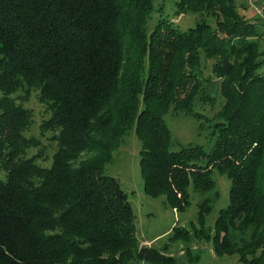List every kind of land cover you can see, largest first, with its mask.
<instances>
[{
	"label": "trees",
	"instance_id": "16d2710c",
	"mask_svg": "<svg viewBox=\"0 0 264 264\" xmlns=\"http://www.w3.org/2000/svg\"><path fill=\"white\" fill-rule=\"evenodd\" d=\"M156 1L0 0V264L181 262L140 243L128 194L106 173L132 127L148 196L185 211L191 186L202 195L170 242L264 264V30L235 0H177L195 24L160 14L149 31ZM33 91L50 113L39 136L28 135ZM168 114L210 126L212 147L174 139ZM43 136L56 143L50 165ZM215 170L231 186L211 226ZM202 253L186 246L191 263Z\"/></svg>",
	"mask_w": 264,
	"mask_h": 264
},
{
	"label": "rangeland",
	"instance_id": "374dc122",
	"mask_svg": "<svg viewBox=\"0 0 264 264\" xmlns=\"http://www.w3.org/2000/svg\"><path fill=\"white\" fill-rule=\"evenodd\" d=\"M238 10L252 20H258V26L264 30V0H235ZM160 3L165 4L162 12H153V18L149 20V31H151L155 19L162 14L168 23L173 24L181 29H187L195 24L197 14L192 12L178 13L177 0H157L156 7ZM243 4V5H242ZM245 5V6H244ZM262 17V18H260ZM259 18V19H257ZM214 25L215 22L210 19ZM26 105L34 110V123L28 131V135H40V124L43 118L49 117L50 113L38 99V91H33L30 101ZM210 111V110H209ZM208 111V112H209ZM212 113L211 111L209 114ZM166 121L172 130L173 138L181 144H200L206 149H210L214 143V137L211 134V127H202L201 122L194 117L185 115L166 116ZM46 135L50 136L51 133ZM43 144L46 145L44 156L40 158V163L50 165L52 155L56 149V143L43 136ZM173 149H179L180 146L175 144ZM140 149L141 141L135 127L129 129L125 135L122 145L115 152L113 159L106 167V173L116 177L121 187L127 192L128 198L132 203L133 209L137 215L138 238L141 244L157 246L161 249H168L172 255L176 254L181 258L179 264H239L235 256L217 255L212 245L206 241L186 243V241L170 242L172 229L175 225H188L196 219L198 211V202L202 195L190 187L192 203L185 211H179L169 206L164 196L150 197L144 191V182L140 169ZM38 148H31L28 155H36ZM6 171L0 169V180H6ZM213 177L217 184L219 192L218 199L207 217V224L213 226L220 209L226 207L229 203V191L231 179L215 170ZM170 247H168V245ZM194 251H203L201 259L196 263H191L185 256L186 246ZM179 255V256H178ZM187 258V259H186ZM138 264H149L145 260H139Z\"/></svg>",
	"mask_w": 264,
	"mask_h": 264
}]
</instances>
